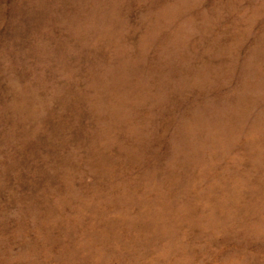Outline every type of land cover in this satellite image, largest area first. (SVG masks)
<instances>
[{
    "label": "rangeland",
    "instance_id": "1",
    "mask_svg": "<svg viewBox=\"0 0 264 264\" xmlns=\"http://www.w3.org/2000/svg\"><path fill=\"white\" fill-rule=\"evenodd\" d=\"M0 264H264V0H0Z\"/></svg>",
    "mask_w": 264,
    "mask_h": 264
}]
</instances>
